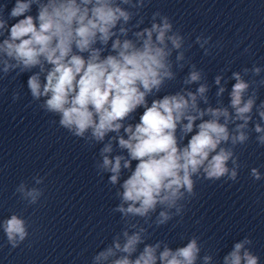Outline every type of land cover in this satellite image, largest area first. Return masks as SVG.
<instances>
[{
  "label": "clouds",
  "instance_id": "obj_1",
  "mask_svg": "<svg viewBox=\"0 0 264 264\" xmlns=\"http://www.w3.org/2000/svg\"><path fill=\"white\" fill-rule=\"evenodd\" d=\"M147 3L15 0L7 17V3L0 4V79L29 73L27 88L40 109L58 117V126L71 136L102 145L95 168L101 177L108 174L116 189L119 203L112 212L120 215L123 226L92 256L91 264H216L219 250H205L198 236L173 248L167 240L148 243L149 229L177 217L180 223L197 196L198 182H236L242 167L237 148L247 145L251 132L264 146V101L257 103L264 79H245L259 76L264 68L233 71L230 90L226 81L222 84L224 76L216 75L213 105L206 73L187 55L191 34L182 33L159 11L143 26ZM194 43L205 56L222 48L220 40L213 42L203 32ZM185 67L183 86L160 95ZM19 98L20 92H13V100ZM138 109H143L139 121L127 122ZM254 111L259 121L250 128ZM250 176L264 178L256 167ZM44 179L34 176V185ZM15 191L28 206L44 195L42 188L23 181ZM29 227L17 213L0 221L13 249L29 238ZM252 243L248 236L235 242L222 264H260Z\"/></svg>",
  "mask_w": 264,
  "mask_h": 264
}]
</instances>
